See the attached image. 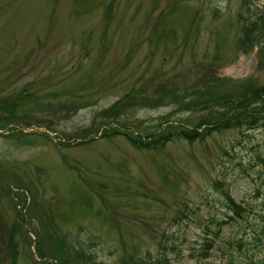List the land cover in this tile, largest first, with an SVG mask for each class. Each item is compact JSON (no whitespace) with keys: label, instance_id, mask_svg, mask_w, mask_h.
I'll list each match as a JSON object with an SVG mask.
<instances>
[{"label":"rangeland","instance_id":"rangeland-1","mask_svg":"<svg viewBox=\"0 0 264 264\" xmlns=\"http://www.w3.org/2000/svg\"><path fill=\"white\" fill-rule=\"evenodd\" d=\"M263 4L0 0V264H264V125L128 139L263 85Z\"/></svg>","mask_w":264,"mask_h":264},{"label":"trees","instance_id":"trees-1","mask_svg":"<svg viewBox=\"0 0 264 264\" xmlns=\"http://www.w3.org/2000/svg\"><path fill=\"white\" fill-rule=\"evenodd\" d=\"M244 6H250L256 0H239ZM255 6V5H254ZM254 13L248 17L245 21L241 23V36L238 38V42L240 44H249L250 46H255L261 49L264 52V4L263 6L256 7L254 9ZM247 80V79H245ZM243 82V80H241ZM252 86V87H250ZM250 87V88H249ZM245 93H240V98H228L226 100L217 101L215 100V106L209 114H207L206 124L205 126L198 131V126L191 128V129H184V131H173L170 130L173 125L168 126L163 132L158 134V136L149 141H134L132 138L128 137L129 141L132 142L134 145H140L144 147H158L161 141H164L171 137L172 135H179L181 134L182 137L186 139H194L199 138L202 134L209 133L211 130H221L225 128H239V126L248 127L255 124H262L264 125V84L254 86L251 84L246 85ZM248 88V89H247ZM152 147V148H153ZM224 198L229 202L232 203L231 199L224 192ZM232 208V207H230ZM233 211L236 213L235 210L232 208ZM238 214V213H236ZM53 233L56 230L51 228ZM264 234V221L260 224V235ZM58 235V234H57ZM57 242L55 243L57 246L58 251L60 252V264H71V262H76L77 264H81L84 262L85 258L87 257L85 252L82 250L75 248L71 244L67 243L66 240L62 242L57 236H55ZM254 248L260 246L261 239L260 236L254 235ZM240 242L237 241V245ZM74 264V263H73ZM229 264H253L249 260L246 262L237 261V262H230Z\"/></svg>","mask_w":264,"mask_h":264}]
</instances>
